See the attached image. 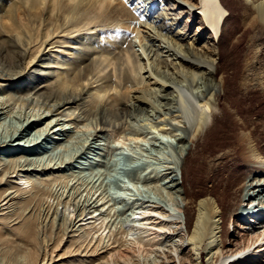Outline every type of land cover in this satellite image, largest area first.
I'll return each mask as SVG.
<instances>
[{"label": "bare ground", "instance_id": "obj_1", "mask_svg": "<svg viewBox=\"0 0 264 264\" xmlns=\"http://www.w3.org/2000/svg\"><path fill=\"white\" fill-rule=\"evenodd\" d=\"M143 1L149 9L157 2ZM172 1L175 0H169ZM46 2L48 6L45 5ZM177 2L178 10L175 12L163 3L153 17L158 23L157 28L182 43L186 57L177 58L175 62L169 60L158 48L156 40L150 36L145 38L147 41L145 40L143 52L156 66L184 70L195 78L198 73L205 74L208 80L213 81L211 87L197 97L202 109L197 112L194 123L190 126L179 113L163 118L165 112L159 115L162 117L160 123L153 125L154 130L172 133L174 137L178 129L184 132L179 140L175 160L180 169L179 174L174 170L170 173L176 186L182 188L184 203L174 204V210L177 212L172 213L168 206H161L150 198L142 197L136 199L140 201L136 209H134L136 204H132L134 208L131 209L129 217L117 225L109 224L107 220L109 217L107 211H112V208L107 205L109 191L107 185L104 186L106 180L101 178L99 173L107 171L109 174V170L115 166V170L131 176L130 180L135 183L146 185L157 181V178L154 180L146 178L142 182V177L137 175L141 168L144 169L142 163L120 166L95 155L94 160H98L95 164L93 160V162L88 160V163L82 162L77 167L71 165L73 159H70L75 153L72 151L74 154L72 152L65 154L68 152L65 150L69 165L65 162V165L53 167L42 163L43 167L38 160L40 157L37 156V159L31 157L28 149L31 143L33 146L38 145L40 139L42 141L48 136L58 135L57 125H60L61 120H68L76 125L83 123L85 126L90 123L93 126L94 123L97 128L96 135L115 132L118 134L115 137L116 144H127L129 139H135L142 134L133 132L129 123L126 124L121 116L127 117L128 114L132 118L144 113L150 107L148 103L152 107V101L139 103L141 106L138 107H133L131 103H129L131 107L128 106V102L126 104L125 101L130 95L119 92L117 78L114 82L111 75L102 76L103 68H99L101 64H105V67L115 65L116 68H121L127 65L126 62L129 65H132L130 61L140 62L139 54L135 53L132 45L133 40L125 36V32L112 36L108 28L112 17L118 19L122 17L125 21L128 16L132 17L133 14H130L132 7H123L121 2L112 4L111 0H0V89L7 93L4 94L6 100L0 102V153L6 150L14 152L0 156V233L23 237L25 241L16 243L20 249L33 244L37 251V254L31 257L33 264H56L54 251L50 252L49 243L45 238L44 240L40 238L50 229L62 231V234L64 230L70 243L68 249L77 247L78 252L84 247L88 251L92 245L90 255L79 253L75 255L77 258L68 264H264V152L259 143L261 138L255 136L251 129H247L248 120L241 114L248 107L246 105L251 104L248 100L254 85L247 84L243 92L238 91L235 94H230L227 89L226 84L231 76L220 69L222 53L219 41L220 35L225 31L223 28L225 15L221 0ZM82 3L96 9L93 11L107 7L102 16L104 20L100 17L102 21L97 20V15L94 18L91 12L89 13V8L79 12L75 10L76 17L73 13L70 16V10H74L76 4L79 6ZM103 3L107 6H103ZM250 4L255 18L264 25V0L251 1ZM134 6L138 8L137 3ZM185 16H189L193 21H190L188 26L185 25L187 23L184 20ZM140 19L143 26L150 25L144 12ZM117 22L119 24L114 26H117L115 28L118 31L130 27V24H123L121 20ZM89 31L102 34L101 37L98 36L95 44L88 46L96 52L99 58L96 60H100L98 66L97 61H92V57L84 56L81 52L75 53L78 51L75 50L78 48V41L74 38L81 34L91 35L85 34ZM48 46L50 48L45 50ZM60 53L74 57L75 61L70 58V64L74 66H65L70 59L67 60L62 55L61 58ZM145 66L144 70L147 72ZM96 75L105 84H95L93 78ZM147 77L152 79V73L143 76ZM129 78V74L126 75L123 78L124 83L129 82ZM99 79L96 81L99 82ZM247 79V74H243V86L248 83ZM19 83H23L22 88L25 92L17 91ZM223 95L227 100L225 105L220 103V97ZM173 100L172 97L171 101ZM14 107H18L19 111L23 108L25 111L28 107L27 109L30 108L35 113L32 114L33 112L29 110L30 115L17 111L16 114H20L19 116L13 113ZM170 110L171 113L174 112L173 109L168 111ZM168 114L170 112H167ZM36 115H41V119L36 120ZM49 115L56 116L57 125L52 124L55 119L47 122ZM39 120L43 122L40 123ZM122 128L126 131L121 130ZM85 144L89 149L87 154L97 145L93 140ZM62 146L67 147L68 144ZM70 146L67 148L69 152ZM81 147H78L79 154L84 153L82 150L84 146ZM56 148L58 146L47 145L46 150L44 149L47 158L53 162L54 157L61 153ZM12 154L13 156H10ZM95 165L101 170L95 171L93 169ZM101 167L105 168V171H102ZM110 175L109 179H112L113 176ZM95 176L99 177L94 180ZM71 179L82 180L86 184L84 188H88L90 197L82 203L78 200L77 204L70 199L61 201L56 196L61 202L54 204L56 207L51 210L48 198L53 192H48V186L55 182H63L65 187H68L66 182ZM95 181H100L98 189L101 188V191L105 192L104 196L102 192L97 194V190L91 191L98 186ZM183 182L191 183L195 191L191 193ZM85 194L83 193V196ZM94 195L97 196L96 199L93 198ZM245 202L250 203L251 207L244 208ZM62 204L66 211L69 210L71 216L78 210L77 216L75 220L66 216L65 224L55 228V220L61 212L59 207ZM70 207L74 209L70 211ZM181 212L184 218L178 216ZM79 215L81 217L78 219ZM236 217L237 239H229L230 232L227 230H231L232 221ZM228 218L230 219L226 228ZM250 222L251 227L248 228ZM127 223L128 225H125ZM80 230L86 234H81ZM94 239L98 241L97 245L93 242ZM60 245L61 243H58L53 248Z\"/></svg>", "mask_w": 264, "mask_h": 264}, {"label": "rangeland", "instance_id": "obj_2", "mask_svg": "<svg viewBox=\"0 0 264 264\" xmlns=\"http://www.w3.org/2000/svg\"><path fill=\"white\" fill-rule=\"evenodd\" d=\"M111 1L113 2L112 4L121 2L123 7L124 6L132 7L130 9V12H131L130 14H133L132 17H130L131 15L128 16L127 17L128 19H126V21H125V18L123 19L122 17H119V19H118V17H112L110 25L108 26V28H109V31H111L112 36H117V34H123L125 32V36H127L128 38L130 37L131 41L133 40L132 45H134L133 47H134L135 53L137 52L136 54L137 55L139 54L140 62H137V60H136V63H135V60H134V62L130 61L129 63L132 62L131 63L132 65H129L128 62H126L125 64H127V65H123V66H121V68L120 67L116 68L115 65H109L108 67H105V64L99 65L100 60H98V61L96 60V59H99L98 56H96V54H95L96 52L93 51L92 47L90 49H89V47L91 46L92 43L95 44L94 42L97 40L98 36H100V37L102 36V34L100 32L91 33L92 31H89V32H85V34L91 33V35L82 36V34H81L79 36H76L74 39H77V41H78V43H77L78 48H76L75 50L78 49V51L77 52L75 51V53L78 54L81 52L82 55H84V56H87L89 58L92 57L93 58L92 61H94V62L97 61L96 66L99 65V68H103V71L101 72V73H103V74H101L102 76L109 74L112 76V78H114L113 79L114 82H115V78H117V82H118L117 83V85H118L117 89H118V91L121 93L125 92V93L130 95V96H127L126 101H125V103L128 102V104L126 103L128 106L130 105V107H131V104H132L133 107H138L139 103L141 104L144 102L152 101L151 102V103H153L152 107L155 106L154 108H152L151 104L148 103L150 105L149 109L147 111H145L144 113H140L137 116H133L134 118L133 117L131 118L130 115H128V114H127V117L125 116L126 118L124 116L123 117L121 116L122 120H125L124 122L126 124L129 123V127H132L131 129L133 132L136 131V132L142 133V134H139L140 136L136 135L137 138H135V139H129L127 144H118V143L116 144L117 141L115 140V137L118 134H115V132L113 133L111 131V132H105L104 134H99V135L97 134L96 135V129L97 128H95L96 124L94 125V123H93V126H92V123H90L88 126H85L83 123H79L76 125V124H71L68 120H61V122H59L60 125H57L56 116H50L51 115L50 114L48 116L49 118H48L47 122L50 121L51 119L52 120L55 119L52 122V124H53V126L57 125V128L59 129L57 132L58 135H56L54 137L48 136V137L44 138L42 141L40 139L38 145L33 146V143H31L30 145L32 147L29 146L28 153L31 157H35V158L37 156H38L37 158L40 157L38 160L41 161V164L45 163V164H47V166H53V167H55V166L59 167L60 164L65 165L68 162L67 161L68 158L65 157V154L71 153L72 151L75 153L74 154L72 152V154H74L75 156L73 155L72 156L73 158L72 157L70 158V159H73L72 160L73 163L71 165L77 166V167L82 162H87L88 160L91 162L94 161L93 163L95 164L98 161V160H94L95 155H99V157L106 159L107 161H109V163L113 162V164H120V166L125 165V164H132V163H136V162L142 163L143 164L142 166H144V169L141 168V170L137 174L138 176L140 175L142 177V182L146 178H151L153 180L157 178L156 179L157 181H153V182L146 184V185H144L143 183H135L134 181L130 180V179H132L131 176H126V174H120L119 170L118 171L115 170V166H112V168L109 170L110 171L109 174L107 173V171L105 172L106 174L105 173L102 174L101 171L99 173L102 176L101 178H103V179L105 178V180H106V183L104 186L107 185L106 187L108 188V191H109V197L106 198V200L107 199L109 200L107 205H109L110 208H112V211H110V210L107 211V214L109 215L107 220H108L109 224L110 223H112V224L116 223L117 225H120L123 220H126L129 217L128 215H130L131 209L134 207H135L134 209H136V207L140 203V201H137L136 199H141L142 197H143V199H146V198L149 199L150 198L152 201L158 203L161 206H168L167 207L168 210H170L172 213L177 212L176 210H174V206H173L174 204L182 203V205H183L185 197L182 193V188L179 186H176L175 182L173 181V175L170 173L172 172V170H174L175 172H177L179 174L180 169L178 168L177 162L175 160H177L176 152H177L179 144H180L179 140L183 137L182 135H184L183 134L184 132H183V130L178 129L174 133L175 134V137H174L172 135V133L170 134V133H166L163 131L154 130L153 125L160 123L162 117L161 116L159 117V115H161V113L164 114V112H165V115H162V116H164L163 118L171 117L175 113L176 114L179 113V114L184 116V117L182 116V118L185 119L186 122H189V123H187V125L190 126L192 123H194V119H195V116H197V112H199L202 109L200 106L201 102L198 100L197 97L201 96L208 88H210L213 81L208 80V78L205 77V74L198 73L199 74L198 76H196L197 74L194 75V76H196V78H195V77H192L191 75H189L184 70L173 69L170 67H166V69H165L164 67L156 66V64H154V62H152L151 59H148L146 57L147 56L146 53L143 52V51H145V48H144V43L146 40L145 38L150 36V38H153L156 40V44H157L158 48L161 49L162 54L164 53V56L168 57L169 60H172L175 62L180 57H186V55H185L186 52L184 51V48H183L184 46L182 45V43L179 42L177 39L170 37L169 34H167L165 31L159 29V27L157 28L158 23L156 21V18L153 17V15L157 14L158 10L160 9L159 7H161L163 3H165L168 7H170V10H172V12H175L176 10H178V8H177L178 2L176 3L177 0L172 1V2H169V0H157V2L155 3V6L151 9L146 7L147 4L143 0H111ZM251 1H257V0H221L224 15H225L224 16L225 22L223 25V28L225 31H224L223 35H220L221 40L219 41L220 53H222V58L220 60V63H221L220 69H221V71H223L226 74L231 76L230 79L228 80V83L226 84V86H228V88L225 87V89L226 88L228 89L230 94H235L238 91L243 92L245 87H247V84L248 85L249 84L254 85V88H253L254 90L253 89L251 90V92L249 94L250 98L248 100L251 102V104L250 105L247 104L246 106H248V107H246V109H245L246 112L244 110L241 114L243 115V117L247 118V120H248L247 129H249V130L251 129V132L255 136L257 135L261 138L259 143L261 144L262 152H264V136H263V134H264V131H263L264 130V25L263 24L261 25V23H259L257 18H255L256 17L255 13H254L253 9H251L252 8L251 4H250ZM47 2L45 3V5L48 6ZM136 3H137L138 8H136L134 6ZM82 4H79V6H78V4H76V6L74 7L75 9L73 8L74 10H70L71 11L70 16H72V13L74 14L75 10H76L75 12H79L85 8H89V6H84V3H82ZM105 4L106 3H103V6H107ZM129 4H131L132 6H128ZM80 5L82 7H80ZM106 8L107 7H104V9H106ZM134 8H136V9H134ZM104 9H100V10L98 9L97 11H93L96 9L89 8L88 11H89V13L91 12V15H93L94 18L97 15V17H96L97 20L99 19L100 21H102V20H104V18L102 17V16H104V14H103ZM90 10H92V11H90ZM93 12H95V13H93ZM99 12H102L101 14H103V15H101ZM143 12L145 14V17L147 18V21H148L147 23L150 24V25H148L149 27L147 25L145 27V25L143 26V24L140 23V20L142 19V18L140 19V17H141V14ZM97 13H99V14H97ZM74 15L76 17V14H74ZM99 17L101 19L102 18L103 19L101 20ZM172 17H173V14H172ZM190 19L191 18L189 16H185L184 20H185V23L187 22L185 24L186 26L190 25V21H192ZM118 20H121L123 22V24H130V27L128 29L121 30L122 33H118L121 31H118L115 28L117 26H114V25L119 24V22H117ZM112 26H113V28H112ZM110 28H112L113 30ZM160 31L163 34H161ZM179 44H180V46H179ZM49 48H50V46H48L45 50H48ZM61 55L63 58H66L67 60L71 58L70 55H64V54L60 53V57H61ZM174 55H175V57H174ZM66 59H64V60H66ZM71 59H74L73 61H75L74 57ZM71 59L69 60L68 64L65 63V66L71 65L70 64ZM92 61H91V63H92ZM62 62H63V60H62ZM72 66H74V65L72 64L71 67ZM144 66H145V69H148L149 72L148 71L146 72L144 70ZM171 69L173 70V72ZM158 71H161V72H158ZM180 72H183V73H180ZM151 73H152V79H150L148 77L143 78V76H145V75L147 76ZM219 73H221V72H219ZM128 74L130 76V78H129L130 81L129 82L127 81V83H124L123 78H125L126 75H128ZM171 74H173V76ZM243 74H247L248 83H246V86H243ZM191 77L193 79L195 78L194 81H193V79H191ZM96 79H99L98 75H96L93 78V80H95V82H94L95 84H105V82L102 79H99L98 80L99 82H97ZM22 84L23 83H19V85L17 87L18 92H20V91L25 92L24 88H22V86H23ZM127 84L129 85V87H126ZM158 84H160V85H158ZM165 84L166 85L168 84V85L166 86ZM162 85H165V86H162ZM124 87H125L126 91H124L125 90V89H123ZM130 88L132 89L131 91H130ZM2 92L3 91L0 89V102H4L6 100L4 94H7V93L6 92L2 93ZM222 92L224 93L223 90H222ZM196 93H198V94H196ZM194 94H196V95H194ZM1 96H2V98H1ZM162 96H163V98H162ZM194 96L196 98H192ZM172 97L174 99L173 101H171ZM221 97H220V103L222 105H225L227 103V100L225 99L224 95ZM178 99H179V101H178ZM182 99H183V101H182ZM136 100H139V101L137 102ZM174 101H175V103H174ZM248 101H247V103H248ZM170 102L172 103V105H169V104H171ZM176 102L179 104L178 106H177ZM129 103H131V104H129ZM139 106H141V105H139ZM168 107H170V108H168ZM171 107H175V108H171ZM9 108H10V106H8L7 109H9ZM17 108L16 107L13 108V113L16 114L17 111H18V113L22 111L26 114L27 113L30 114L31 111L33 112L32 114L35 113L30 108L27 109L28 107L26 108L25 111H24V108L20 111ZM169 109H173L174 112L171 113V110L168 111ZM29 110H30V112H29ZM167 112H170V114L167 115ZM13 113H12V115H14ZM18 113L16 115L20 116V114H18ZM24 113H23V115H24ZM38 113H40V112H38ZM16 115H14V116H16ZM36 116H37V117H35L36 120H38L41 117V115H36ZM127 119H129L130 122ZM126 121H128V122H126ZM42 122L43 121H40V123H42ZM133 125H135V126H133ZM125 129H127V127ZM125 129L122 128L121 130H125ZM92 140L96 141L97 145H96V147L92 148V150H90L91 153L87 154V151L89 149H87V144H85V143L89 144V142H92ZM61 143H62V145L68 144V146L64 147L61 145ZM47 145H48V147H51V146L57 147L58 146V148H56V149H58L59 153L61 152L60 154H58L57 156L54 157V159H53L54 162L52 161V159L47 158V155H46L47 153L45 151ZM69 146H70V152H69V149H67V148H69ZM72 146L74 148L76 146L77 147L75 149L74 148L71 149ZM81 146H84V148L82 149V150H84L83 154H79L80 152L78 151L79 150L78 147L82 148ZM97 146H100V147H97ZM30 150H31V152H30ZM65 150L68 152H66ZM10 152L14 153L13 150H6V151H2V153H0V156H4V154L8 155ZM33 154H35V155H33ZM10 156H13V154ZM59 158H62V160H59ZM69 164L70 163L68 162L67 165H69ZM42 166H43V164H42ZM99 168H98V165H97V167L95 165V167L93 169L96 171V169H99ZM99 170H101V169H99ZM103 170L105 171V168H102V171ZM157 172H158V175H157ZM117 173L120 175H118V176L115 175ZM180 174H181V172H180ZM109 175H110V177L113 176L112 179L110 178L111 180L109 179ZM114 176L118 177L119 179L117 180ZM180 176L181 175H179V177ZM96 177L97 176H95L94 180H96L99 176L97 178ZM79 180L80 179H78V180L77 179H74V180L71 179L68 182H66L67 183L66 186L69 187V184H70L69 188L71 190L68 187H65V183L63 184V182H61V183L55 182L56 184L54 183V184L48 186V192L49 193L53 192V194L48 198L49 205L52 208L51 210H53L56 207L55 205H57V202L60 201V199H61V201L70 199V201L73 200V201L77 202V204H78L79 201H80V203H82L86 198L88 199V197H90V193L88 192V188H86V187L84 188V186L86 184L83 183L82 180H80V181ZM99 180L101 181V179H99ZM100 181L99 182L95 181V182H97L96 186L97 185L98 186H97V188H95L91 191L94 192V190H97V192H96L97 194L99 192L100 193L102 192L103 193L102 196H104L105 192L101 191V188H99L100 190L98 189ZM75 182H76V184H75ZM78 182H80V183H78ZM183 184L186 187H188V189L191 191V193L193 191H195V189H193V187L190 185L191 183L187 184V183L183 182ZM72 185H74V186H72ZM57 186H58V188H57ZM90 186H92V185H90ZM104 186H103V188H104ZM82 188H83V190H82ZM85 189L87 191H84ZM180 189H181V191H180ZM73 191H76V193ZM83 193H86V194L83 196ZM68 195L70 196V198ZM96 195H94V197H93L94 199H96V197H97ZM56 196H58L60 199H58ZM51 197L54 199H52ZM76 197H77V199H76ZM99 197H101V196H99ZM50 198L53 200V202L51 201ZM171 199H174V201H172ZM54 201H56V203ZM131 201H133V202H131ZM132 204H136V205L134 207H132ZM164 204H166V205H164ZM244 204H245L244 208L251 207L250 203L246 204V202H245ZM75 207L76 206H74V208ZM113 207H115V208H113ZM70 208H71L70 211H72L74 209L73 207H70ZM59 209L62 213L60 212L58 217H56L55 228L60 227V224H63V225L65 224L64 218H66V216L69 219L72 218L73 220H75V218L77 216L76 213L78 212V210H77V212H74L75 215H72V216L69 215V210L66 211L65 207H63V204L60 205ZM109 213H111V214H109ZM68 215L71 217H69ZM178 216L181 218H184L183 212L179 213ZM79 217H81V216L79 215L78 219H79ZM229 219L230 218L227 219V222L229 221ZM237 220H238V217L234 218L232 221L233 223L231 225V230L230 231H228L229 229L227 230V232H230L229 239H237L236 238V230H237V223H238ZM241 222H244V221L241 220ZM248 223H249V221H248ZM228 224H229V222L227 223L226 228L228 227ZM125 225H128V223ZM247 226H248V228L251 227V222ZM51 231L52 230L50 229L49 231L46 232V235L43 234V235H41L40 238L42 240H44V238H45V241H47V243H49L48 250L50 252L54 251L53 257L55 258V260H57L56 264H68L69 262H73L77 258V257H75V255H79V253H82V255H90L91 254V251H89V250L91 249L92 245L89 246L90 249L88 248L89 252L84 247H83V250L81 248V250L78 252L76 251L77 247H72V249L70 247V249H68L69 248L68 245L70 243H68L69 239L65 235L64 230H63V234L61 233L62 231H58V230L52 231V232ZM80 231H82V230H80ZM80 231H78V232H80ZM78 232H76V233H78ZM84 232L85 231H82L80 233L86 234V232L85 233ZM80 233H78V234H80ZM55 234H56V236H55ZM57 237H58V239H57ZM18 241H25V240L23 237H16L13 235L10 236V235L3 233V232L0 233V264H30V263L33 264L31 257L33 254H35V253L37 254L36 248L33 247V244H32V245H29V247H25L23 249H20L18 247V245L16 244ZM96 241H95V239L93 240V242H95V243H96ZM58 243H61L60 247H58L59 249L53 248V246L57 245ZM97 243H98V241H97ZM97 243H96V245H97ZM38 251H39V249H38ZM74 252H76V254Z\"/></svg>", "mask_w": 264, "mask_h": 264}]
</instances>
